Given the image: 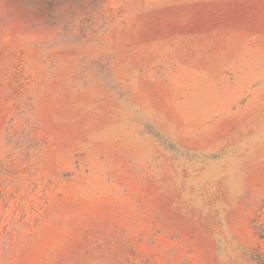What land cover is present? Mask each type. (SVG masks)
Wrapping results in <instances>:
<instances>
[{
	"label": "rangeland",
	"instance_id": "rangeland-1",
	"mask_svg": "<svg viewBox=\"0 0 264 264\" xmlns=\"http://www.w3.org/2000/svg\"><path fill=\"white\" fill-rule=\"evenodd\" d=\"M0 264H264V0H0Z\"/></svg>",
	"mask_w": 264,
	"mask_h": 264
}]
</instances>
